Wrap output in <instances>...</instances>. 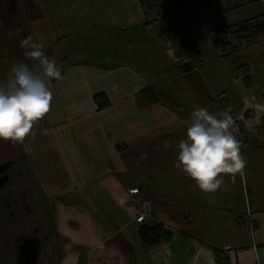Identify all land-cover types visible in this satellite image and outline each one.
Returning <instances> with one entry per match:
<instances>
[{
    "label": "crops",
    "instance_id": "crops-1",
    "mask_svg": "<svg viewBox=\"0 0 264 264\" xmlns=\"http://www.w3.org/2000/svg\"><path fill=\"white\" fill-rule=\"evenodd\" d=\"M42 1L55 27L52 43L63 48L56 63L62 79L46 81L61 115L50 111L43 120L70 123L73 138L70 148L49 150L59 189L48 202L49 256L36 264L51 263L54 254L56 264H218L215 251L228 264H264V112L254 107L264 105V53L256 48L264 38L238 51L252 78L247 88L232 56L213 49L209 35L264 16V0H181L196 5L180 17L197 54L190 65L148 28L141 0ZM148 90L155 100L142 94ZM97 94L108 106L98 109ZM197 106L213 113L227 108L245 132L244 175L225 174L211 193L174 167L176 145ZM132 188L138 192L130 194ZM143 200L152 204L151 217L138 222ZM154 221L171 237L146 247L139 228Z\"/></svg>",
    "mask_w": 264,
    "mask_h": 264
},
{
    "label": "clouds",
    "instance_id": "clouds-1",
    "mask_svg": "<svg viewBox=\"0 0 264 264\" xmlns=\"http://www.w3.org/2000/svg\"><path fill=\"white\" fill-rule=\"evenodd\" d=\"M24 56L38 62L30 68L24 62L12 66L6 81L0 82V139L23 142L51 110L53 92L46 81L62 79L56 61L49 59L43 45L31 35L21 41ZM255 109L264 112V105ZM235 121L228 111L213 113L197 106L187 119L185 139L177 145V164L203 192H216L224 175L243 176L247 165L241 153ZM156 260L157 256L152 255Z\"/></svg>",
    "mask_w": 264,
    "mask_h": 264
},
{
    "label": "rangeland",
    "instance_id": "rangeland-1",
    "mask_svg": "<svg viewBox=\"0 0 264 264\" xmlns=\"http://www.w3.org/2000/svg\"><path fill=\"white\" fill-rule=\"evenodd\" d=\"M190 1L192 0H189V2ZM180 2L181 0H177L178 4ZM4 3L0 0V82L6 81L12 66L16 63L24 62L28 64L30 68H36L39 66L38 62L24 56L25 49L21 47V41L29 35L33 37L34 41L43 45L44 53L51 51L52 57H49V59H53L58 63L57 57H59L63 48L61 44L52 43L55 29H53L54 26L52 21L48 19L46 15L47 13L45 12L43 1L4 0ZM171 4H173V2ZM178 4L173 5L178 7L180 15L184 14V10H190L196 7V5L189 4H185L184 6L179 4V7ZM38 5L43 9L44 18L42 20H39L42 14ZM223 40L231 45L235 44V41L234 39L232 40L231 36H224ZM262 40L264 41V39ZM187 41L190 44L192 43L191 39H188ZM256 48L264 53L263 44H259ZM194 56L195 55H193V57ZM50 111L53 118L56 115H61L58 108L55 106L53 107V105L51 106ZM40 121L41 123L33 128V135L26 137L23 142L8 140L7 148L13 150L10 154L18 153V157L22 156V158H19L20 160L17 159L16 162L22 173L21 180L24 183L23 186H29L33 190L32 201L38 202L39 200L41 203L44 202L40 207L47 206L50 208L53 205H49L48 202H50L51 197L53 196L52 194L58 191L59 180L57 172L54 170V164L51 159V154H49V150H52V147L53 150H57V148L60 149L61 147L63 148V145H67V148H70L71 143L67 140H72L73 130L72 125L68 122L50 125V120L41 119ZM60 139H63L64 142L62 143ZM1 140L4 139H0V151L3 148ZM5 148L6 147H4V149ZM66 185L68 191H72L70 187L71 184H69L67 177ZM30 188L27 190L30 191ZM37 195L43 196V201L38 198ZM62 198L67 200L65 197ZM50 241L51 239L44 244L43 247L46 248V252L41 257L45 258L49 256V253L47 252L51 244ZM54 247H56L55 249H58V246L54 245ZM57 258L58 254L52 255V262L49 264H56ZM48 261L49 260H47L46 263L41 261L40 263L48 264ZM25 264H33V260Z\"/></svg>",
    "mask_w": 264,
    "mask_h": 264
},
{
    "label": "flooded vegetation",
    "instance_id": "flooded-vegetation-1",
    "mask_svg": "<svg viewBox=\"0 0 264 264\" xmlns=\"http://www.w3.org/2000/svg\"><path fill=\"white\" fill-rule=\"evenodd\" d=\"M1 143L0 264H25L32 260L36 264L51 235V224L45 220L47 216H42L40 205L43 203L32 201V188L23 186L16 162L19 154H10L13 150L7 148L8 140ZM48 209L54 215L53 208Z\"/></svg>",
    "mask_w": 264,
    "mask_h": 264
},
{
    "label": "trees",
    "instance_id": "trees-1",
    "mask_svg": "<svg viewBox=\"0 0 264 264\" xmlns=\"http://www.w3.org/2000/svg\"><path fill=\"white\" fill-rule=\"evenodd\" d=\"M141 1L145 9L147 10L149 8L148 3H145L143 0ZM2 3H4V0H2ZM209 35L210 45L212 46V48L220 52H228V54L232 56L233 70L235 75L238 78H241L245 87L250 88L252 86V78L250 76V71L248 66L241 62V58L238 55V51L242 48L243 45H251L255 43L257 39L264 38V16H258L239 25L218 26L212 29L209 32ZM224 36H231L234 39L235 44L231 45L228 42H225L223 40ZM60 65L57 64L58 67ZM142 94L145 96L148 94H152L154 96L153 92H151L150 90L143 92ZM153 98V100L156 99L155 96ZM93 101L97 105L98 109H102L108 106V101L106 100V97L103 94H97L93 96ZM39 122L40 121H38L37 124ZM20 158H22V156H20ZM41 209L42 216H47V219L45 220L51 224L50 231H53L54 220L52 216L54 215L47 208V206H42ZM139 237L141 239L142 244L146 247H149L157 245L160 242L169 240L171 237V233L167 229H165L161 224L154 221L148 224H142L140 226ZM220 254V252L215 251L217 263L219 264L221 262L220 264H223L225 262L228 264L229 261H225L224 259L222 260V258L224 257Z\"/></svg>",
    "mask_w": 264,
    "mask_h": 264
},
{
    "label": "built area",
    "instance_id": "built-area-1",
    "mask_svg": "<svg viewBox=\"0 0 264 264\" xmlns=\"http://www.w3.org/2000/svg\"><path fill=\"white\" fill-rule=\"evenodd\" d=\"M143 1L149 5V8L147 9V12L150 14L148 28L155 31L164 40V49L178 56V59L183 64H194L196 56L195 50L187 41L189 38L183 31V25L180 18L181 15L178 7L173 5L174 3L171 4L168 2V0ZM193 55L195 56L193 57ZM225 111H228L227 108H225ZM233 119L237 128V138L241 141V138L245 135L244 129L242 128L238 119L234 117ZM137 192V188H132L129 190L130 194H135ZM151 212V202L148 200H143L140 204L136 220L138 222H143L145 218L151 217Z\"/></svg>",
    "mask_w": 264,
    "mask_h": 264
}]
</instances>
